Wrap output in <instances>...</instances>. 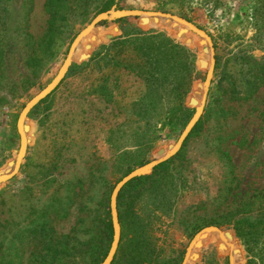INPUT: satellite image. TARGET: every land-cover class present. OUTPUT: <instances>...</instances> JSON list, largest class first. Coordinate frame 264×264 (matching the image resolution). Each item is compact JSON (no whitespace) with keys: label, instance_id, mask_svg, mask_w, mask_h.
Segmentation results:
<instances>
[{"label":"rangeland","instance_id":"obj_1","mask_svg":"<svg viewBox=\"0 0 264 264\" xmlns=\"http://www.w3.org/2000/svg\"><path fill=\"white\" fill-rule=\"evenodd\" d=\"M65 2L56 40L48 49L41 44L48 18L45 0H0V169L18 157V118L25 103L54 79L77 33L96 15L126 9L181 17L211 39L214 63L198 120L207 107L208 112L197 132L184 140L181 154L174 157L180 148L171 160L160 162L169 161L160 182L146 180L130 216L138 225L123 233L116 198L119 241L122 235L130 237L134 228L143 229L142 240L154 257L183 264L194 235L217 222L222 231L232 232L229 240L236 247L232 245L233 256L239 253L238 264H260L246 252L227 220L238 205L264 204V79L255 81L256 68L250 70L242 60L251 56L264 61V9L254 11L257 0ZM123 19L98 23L75 52V59L80 53L89 57L74 61L71 74H65L46 100L26 115L25 154L19 167H13L18 171L0 183V264H56L51 257L43 258L50 253L45 249L48 239L63 242L68 249L90 242L108 202L112 239L106 240V255L86 251L59 263L101 264L113 243L111 195L116 185L155 160L159 149L178 141L195 114L203 85L193 96L195 106L188 105V98L209 68V56L206 61L200 55L205 41L198 43L199 36L180 25L177 36L187 35L176 38L175 23L170 21L163 29L146 26L155 18ZM120 26L133 34L135 29L144 34L164 32L195 55V79L184 98L192 114L185 126L176 119L174 81L179 74L162 62L158 74L163 79H149L143 62L155 55L125 37L118 43ZM85 43L90 45L86 48ZM198 58L206 69L198 66ZM247 84L254 90L246 92ZM230 257L224 242L208 235L192 249L189 264H231Z\"/></svg>","mask_w":264,"mask_h":264},{"label":"trees","instance_id":"obj_2","mask_svg":"<svg viewBox=\"0 0 264 264\" xmlns=\"http://www.w3.org/2000/svg\"><path fill=\"white\" fill-rule=\"evenodd\" d=\"M66 3L67 2H65V0H45L44 8L46 13L48 14V18L46 21V30L41 38V44H45L46 48L48 49L56 40L57 21L59 20L63 9H67ZM256 4H258L259 7L255 5V12L260 9H264V0H257ZM109 6L110 5L105 6L102 11L107 10ZM154 20L155 21H153V23H147L146 26L165 29L169 22H164V20L158 18H155ZM116 21L125 22V19L122 18ZM120 29L122 30V36L119 37L120 40L117 41L118 43L122 42L123 37H125L129 41L138 43L140 45V48H146V51L148 50L155 55L154 58L152 57V55L148 56V58L143 62V64L149 67L148 70H144V72H149V79H151L152 81H159L163 79V77L160 78L161 74H158V69L160 68L159 65H161L162 62H165L167 66H171L172 69L175 70L177 74H179V78H176V80L174 81L176 90L175 109L179 111V115L176 119L179 125L185 126L192 114L190 109L184 106V98L189 93L191 85L195 79V76L193 75V70L195 68V55L191 51H189L187 47L174 42L164 32L144 34L135 29L136 32L133 34L132 30L131 32L130 29H126L123 26H120ZM102 31L108 32L110 31V29H102ZM242 60H245L246 63H248L250 70L256 68L252 73V76L255 77V81L258 79H264V61H254L255 59H253L251 56H244ZM71 72L72 67L69 68L66 76L71 74ZM247 88H249L248 91ZM253 90L254 88H252L250 84L246 85V92H251ZM45 100L46 99H43L39 104H41ZM34 109L35 107L33 108V110ZM207 112L208 107L206 108L204 115H202V117L193 126L185 141L191 135L197 132L202 119ZM185 141L183 142L181 149L176 153V155H174V157L181 154ZM169 160H171V158ZM168 162H163L157 165L154 168V171L149 175L138 176L131 179L119 191L117 195V210L119 221L122 227V233L123 229L130 228L131 230L132 226L138 225L137 223H134L133 216L132 221H130V216L133 213L135 203L141 197L148 181L152 183L156 182L158 184L161 177L167 174V170H165V167L167 166ZM227 223L228 225H232L236 236L241 240L246 252L250 256H252V260L256 259V262L259 261L260 264H264V204L258 202L256 204L251 203L238 205L235 208V212L230 215ZM100 224L101 226L99 227V230L96 232V234L94 233V237L90 242L72 249L66 248L63 242L57 243L51 238L48 239L47 244L45 245V249L46 252L48 251L50 253L48 256L44 255L43 258L51 257L52 261H55L56 264H59L61 262L69 260V258H72L76 255L85 253L86 251H93L98 254H102V257H104L108 250L106 240L108 239L111 241L112 239V227L108 202L106 203L105 207V218L102 217V219L100 220ZM209 225L221 226L222 224L217 222H210L205 226ZM142 232L143 229L134 228L133 231L130 232V237H127L126 235L123 238L122 235L120 237L117 251L114 254V257L110 264H166L158 260L156 256L154 257L151 248H149L148 244L142 240ZM233 241L234 240H230L235 249L236 247L234 246ZM60 250H62L64 253L61 254ZM52 252H58V254ZM67 256H69V258ZM236 258V264H238L239 253H236Z\"/></svg>","mask_w":264,"mask_h":264},{"label":"water","instance_id":"obj_3","mask_svg":"<svg viewBox=\"0 0 264 264\" xmlns=\"http://www.w3.org/2000/svg\"><path fill=\"white\" fill-rule=\"evenodd\" d=\"M116 13V14H115ZM144 13H151L152 15H156V16H164L166 17V19H170V20H174L175 22V37L176 38H182L184 36H186V33H182L181 36H177L179 31H180V26H184L187 31H191L194 34H196L197 36H199V41L201 40V35L204 37V39L206 40V44H208V46L206 47V49H204L203 51H200V55H202L204 57V59H207V56H210V62H209V69L207 70L206 68H204L203 65L205 64H201L199 65V58H198V66L202 69H206L207 73L205 76V79L203 82H198L197 88L194 91V95L190 96L188 98V105L190 106H195V101L196 99L193 97L195 95H197V90L200 91V85L204 86V91L203 92V100H202V105H201V109L198 113V115L194 118L195 114L193 115L192 119L190 120V122L188 123V125L186 126V128L184 129L182 135L179 137L178 141H176L175 143H169L167 144V146L165 148H161L158 150V157L155 160H152L151 162L137 167L136 169H134L133 171H131L127 176H125L115 187V189L112 192L111 195V218H112V224H113V230H114V236H113V243L111 246V249L107 255V257L105 258V260L101 263V264H110V262L113 259V256L116 252L117 249V245L119 242V236H120V226H119V221H118V216H117V210H116V198L118 195V192L120 191V189L127 183L129 182L131 179L138 177V176H142L146 173H149L158 163L169 159L170 157H172L182 146L185 138L187 137V135L189 134V132L191 131L192 127L194 126V124L196 123V121L198 120L202 109H203V103H204V99H205V95L207 93V89L208 86L210 84V80H211V75H212V69H213V63H214V58H213V48H212V43H211V39L210 37L202 30L198 29L195 25L189 23L188 21H186L185 19L175 16V15H170V14H164L161 12H144ZM142 11H138V10H126V9H111L109 11H105L102 13H99L98 15H96L89 24H87L85 27H83L76 35V37L74 38L68 55L66 56V58L64 59L61 67H62V71L57 73V75L54 77V79L47 84L42 90H40L36 95H34L31 99H29L20 115L22 114L23 117H25L26 119V115L28 114V112L31 110L32 107H34L37 103H39L44 97H46L50 91H52V89L55 88V86L59 83V81L63 78V76L66 74L68 68L70 67V65L74 62V61H83L86 60L89 57V54H87V56L84 53H80L77 59H74L72 57H70V53L72 52V49L78 44V42L83 38L86 37L87 34H89L90 30L92 28H94L98 23L107 21V20H116V19H120L123 17H127V16H136V15H140L141 21L143 22V18L141 16ZM180 25V26H178ZM115 30L114 31H118V27L114 26L113 27ZM105 38L106 39H110L112 38L111 34H105ZM185 43L189 44L190 43V39L185 38ZM90 44L89 43H85V47L87 48ZM207 61V60H206ZM60 67V69H61ZM203 90V89H202ZM19 115V116H20ZM19 119V118H18ZM193 120V121H192ZM27 143H29L28 139H27ZM20 148V147H19ZM25 150H26V146L25 148L23 147L22 150V154H21V160L25 154ZM19 151V150H18ZM17 151V153H18ZM21 162V161H20ZM20 162H18L17 157L14 160H10L7 164V166L4 169H0V183H3L5 181H7L8 179H10L12 177V175L14 173H16L18 171L17 170L14 171L13 167L15 165H17V167H19ZM9 164H11L12 166H8ZM205 232H215V233H223L225 235V237H227V239H231L233 237V234L231 231H222L221 228L214 226V225H210V226H206L203 227L201 230H199L194 237L191 239L190 245L197 240L198 238H200V236L202 234H204ZM188 247V249H189ZM188 249H187V253L185 255V259L186 256L188 254ZM184 264V263H183Z\"/></svg>","mask_w":264,"mask_h":264},{"label":"bare ground","instance_id":"obj_4","mask_svg":"<svg viewBox=\"0 0 264 264\" xmlns=\"http://www.w3.org/2000/svg\"><path fill=\"white\" fill-rule=\"evenodd\" d=\"M115 14H116V13H115ZM141 16H142V18H145V17L158 18V19H162V20H164V21H170V22L175 23L174 20H169L168 18L166 19V17H164V16H159V15L156 16V15H152L151 13H144V12H142ZM182 27H184V26H182ZM184 28H185V27H184ZM94 29H95V27L92 28V29L90 30V32H89V34H87V36H89L91 32H94V31H95ZM97 29H98V28H97ZM97 29H96V30H97ZM87 36H86V37H83V38L78 42V44L72 49V52L70 53V57H72V58L75 59V57H76L75 52L78 51V49H79V45L82 43V41H83L85 38H87ZM201 38H202V39L205 41V43H206V40L204 39V37H203L202 35H201ZM207 46H208V44H207ZM209 62H210V56H209ZM208 69H209V68H208ZM61 71H62V67H61V69H60L59 72H61ZM202 89H203L202 91H204V86L202 87ZM202 100H203V92H201L200 103H199V105H198V107H197V109H196V114H195L194 118L198 115V113H199V111H200V109H201ZM192 121H193V120H192ZM18 129H19V132H20V135H21V145H20V150H19V153H18V157H17V159H18V162H20L23 147L25 148L26 143H27V137H26V132H25V117H23L22 114H21L20 117H19V121H18ZM15 167H17V165H15ZM208 235H213V236H215L216 238H218L220 241L224 242V244H225V246H226V249H228L229 252H230L231 255H232V257H230V263H231V264H235L236 258H235V253H234V256H233V254H232V251H233L232 244H231L230 240L227 239V237H225V235H224L223 233H220V232H219V233H215V232H205L204 234H202V235L200 236V238H198L197 240H195V241L190 245V247H189V249H188V254H187V256H186V259H185L184 264H189V260H190V258H191V252H192V249H193L194 247H196V246L199 244V242H200L203 238H205L206 236H208Z\"/></svg>","mask_w":264,"mask_h":264}]
</instances>
